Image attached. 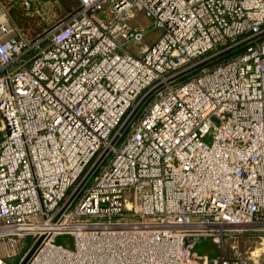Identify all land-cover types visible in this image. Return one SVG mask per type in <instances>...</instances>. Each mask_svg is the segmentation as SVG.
I'll list each match as a JSON object with an SVG mask.
<instances>
[{
  "label": "built area",
  "instance_id": "2783aa9c",
  "mask_svg": "<svg viewBox=\"0 0 264 264\" xmlns=\"http://www.w3.org/2000/svg\"><path fill=\"white\" fill-rule=\"evenodd\" d=\"M36 1L0 0V264H264V0H78L29 37Z\"/></svg>",
  "mask_w": 264,
  "mask_h": 264
},
{
  "label": "rangeland",
  "instance_id": "374dc122",
  "mask_svg": "<svg viewBox=\"0 0 264 264\" xmlns=\"http://www.w3.org/2000/svg\"><path fill=\"white\" fill-rule=\"evenodd\" d=\"M37 4V3H36ZM37 8L30 10L29 13H26L27 19L23 21V24H19L14 19V23L20 29L21 32L25 33L29 37H35L39 33H43L48 30L56 20L64 16V14H59L57 8H54L53 4L40 5L37 4ZM56 9V10H55ZM133 23L139 24L144 27H148V32L145 41L151 42L157 36L161 34V29L151 27V20L144 14L138 13L137 17L132 20ZM257 237L255 234H244L240 239V247L242 250H246L249 246L254 247L256 245ZM59 243H64L69 246H73L71 243V237L68 235H61L57 238ZM233 244L232 240L225 242L226 251L229 253L230 246ZM195 251L199 254H209L214 255L218 252V246L212 240L206 239L202 240L195 246Z\"/></svg>",
  "mask_w": 264,
  "mask_h": 264
},
{
  "label": "trees",
  "instance_id": "16d2710c",
  "mask_svg": "<svg viewBox=\"0 0 264 264\" xmlns=\"http://www.w3.org/2000/svg\"><path fill=\"white\" fill-rule=\"evenodd\" d=\"M39 3L40 5H48V4H53L54 8H57V12H59V14H64V16L71 12L78 4V0H37L36 2L33 3V5L29 8L23 7L20 4L16 3H12L11 7H10V14L12 19H14L16 22H18L20 25L23 24V21H25V19H27L26 17V13H29L30 10H34L35 8H37V4ZM64 16L60 17L58 20H60L61 18H63ZM58 20H56L55 22H57Z\"/></svg>",
  "mask_w": 264,
  "mask_h": 264
},
{
  "label": "water",
  "instance_id": "95a60500",
  "mask_svg": "<svg viewBox=\"0 0 264 264\" xmlns=\"http://www.w3.org/2000/svg\"><path fill=\"white\" fill-rule=\"evenodd\" d=\"M242 44H243V42L240 43V44L235 45L234 47H231V48H228V49H226V50H223V51H221V52H219V53H217V54H215V55L209 57V58L206 59L203 63H205V62H209V61H212V60H214V59H216V58H219V57H221V56H223V55H226V54H228L229 52H231L232 50H234V49L238 48L239 46H241ZM196 68H197V66H192V67H190V68L184 70L182 73H180L179 76H183V75H186V74H188V73H191V72L194 71Z\"/></svg>",
  "mask_w": 264,
  "mask_h": 264
},
{
  "label": "bare ground",
  "instance_id": "6f19581e",
  "mask_svg": "<svg viewBox=\"0 0 264 264\" xmlns=\"http://www.w3.org/2000/svg\"><path fill=\"white\" fill-rule=\"evenodd\" d=\"M149 255H150V256H153V253L150 252ZM70 258H71V257H70ZM70 258H69V259H70ZM52 259H53V258L48 259L47 263H44V264H56V263L53 262ZM68 261H69V260H68Z\"/></svg>",
  "mask_w": 264,
  "mask_h": 264
}]
</instances>
